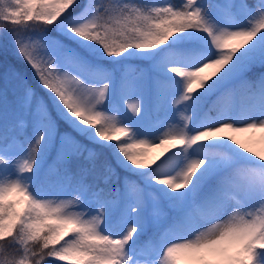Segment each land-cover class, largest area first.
Instances as JSON below:
<instances>
[{"label":"snow or ice","instance_id":"obj_1","mask_svg":"<svg viewBox=\"0 0 264 264\" xmlns=\"http://www.w3.org/2000/svg\"><path fill=\"white\" fill-rule=\"evenodd\" d=\"M0 36L38 86L0 74V264H264V0H0Z\"/></svg>","mask_w":264,"mask_h":264},{"label":"rangeland","instance_id":"obj_2","mask_svg":"<svg viewBox=\"0 0 264 264\" xmlns=\"http://www.w3.org/2000/svg\"><path fill=\"white\" fill-rule=\"evenodd\" d=\"M164 2H166V0H160V3H164ZM247 2H248V4H253L255 2V0H251V2H249V0H247ZM153 3H158V1L153 0ZM236 3L238 5L239 0H236ZM236 10L238 11V7ZM2 39H3V46H5L6 43H9V48H10L11 47L10 42H7L3 36H2ZM9 52L11 53V51H9ZM131 63L133 64V66L135 68V71H133L132 69L127 70L129 78H131V79H135L137 76V73H139L141 69H144L145 71L148 69L147 62L133 61ZM110 69H111V66H110ZM124 71H125L124 67L120 66L116 71L113 72V76H114L113 88L114 89H118L120 76H121V73ZM144 97H145V107L147 109L146 119L147 118L155 119L157 117V115H159L161 118H163L164 113L163 112L157 113V111L153 107V104H152V101L150 98V91H149L148 85L145 86ZM122 107L126 111V102ZM129 115H131V113H129ZM236 135H237V138L241 139V140H245V139H247V137L252 136L254 139H253V142L250 144V147H252L254 151L264 152V142H261L259 139V137L261 135L260 133L257 132V133H245V134H236ZM166 148H167V146H165L164 148L145 149V151L149 152L151 159H155L156 157H163L164 155H166V152H165ZM55 161H56L55 152H52V159L46 161V164H45L46 170H47L49 165L53 166L51 174L56 172V169H57L56 166L58 163H54ZM130 179L134 180L136 178H130ZM168 209H169V207L165 203L162 202L154 211L156 212L157 216L162 219L164 216H170V212ZM149 211H153V210L149 209Z\"/></svg>","mask_w":264,"mask_h":264},{"label":"trees","instance_id":"obj_3","mask_svg":"<svg viewBox=\"0 0 264 264\" xmlns=\"http://www.w3.org/2000/svg\"><path fill=\"white\" fill-rule=\"evenodd\" d=\"M158 1V3H160V0H156ZM142 3H146V4H151L153 2V0H141ZM173 3H179V0H172ZM249 2H251V0H249ZM82 3V0H81ZM4 46H3V39L2 36H0V74H2L5 70V65H11L14 66L15 68H17L21 73L25 74L26 77L29 79V82L34 86V87H38L35 78L32 75V69L26 64L24 63L22 60H18L15 56H13L10 52L9 54L4 57L2 55ZM41 93H43L42 89H38ZM84 143H87V141H82ZM91 146V145H90ZM52 159V153L48 156V160ZM57 169L56 172H54L53 174H51V179L55 180L56 175H57V171L59 170V164H57ZM118 171L120 172L121 176H125L128 175L127 173H125L122 169H118ZM129 178H135V177H129ZM170 214H172V210L169 209ZM151 233V228H149L147 234L145 236H142L141 239L144 240L147 238V236Z\"/></svg>","mask_w":264,"mask_h":264}]
</instances>
